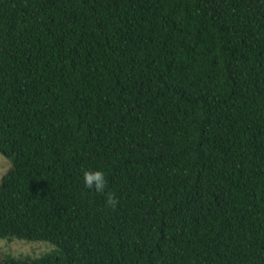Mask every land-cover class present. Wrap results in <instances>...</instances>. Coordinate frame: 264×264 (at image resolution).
Masks as SVG:
<instances>
[{
	"label": "trees",
	"instance_id": "obj_1",
	"mask_svg": "<svg viewBox=\"0 0 264 264\" xmlns=\"http://www.w3.org/2000/svg\"><path fill=\"white\" fill-rule=\"evenodd\" d=\"M0 155V264H264V0H0Z\"/></svg>",
	"mask_w": 264,
	"mask_h": 264
},
{
	"label": "rangeland",
	"instance_id": "obj_2",
	"mask_svg": "<svg viewBox=\"0 0 264 264\" xmlns=\"http://www.w3.org/2000/svg\"><path fill=\"white\" fill-rule=\"evenodd\" d=\"M11 169L10 162L0 155V182ZM56 247L48 242L0 239V260L6 258L19 261L33 260L44 254L52 253Z\"/></svg>",
	"mask_w": 264,
	"mask_h": 264
},
{
	"label": "clouds",
	"instance_id": "obj_3",
	"mask_svg": "<svg viewBox=\"0 0 264 264\" xmlns=\"http://www.w3.org/2000/svg\"><path fill=\"white\" fill-rule=\"evenodd\" d=\"M82 180L86 189L94 190L96 193H105L107 188L106 175L100 170L84 171ZM106 203L109 207L114 208L118 201L115 196L108 193L106 196Z\"/></svg>",
	"mask_w": 264,
	"mask_h": 264
}]
</instances>
